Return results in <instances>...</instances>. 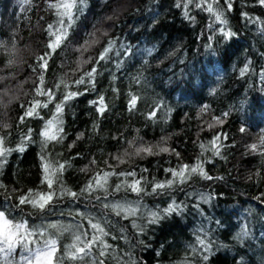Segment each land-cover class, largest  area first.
<instances>
[{
  "label": "trees",
  "instance_id": "trees-1",
  "mask_svg": "<svg viewBox=\"0 0 264 264\" xmlns=\"http://www.w3.org/2000/svg\"><path fill=\"white\" fill-rule=\"evenodd\" d=\"M60 2L0 0V136L6 138L7 147L16 148L31 129L34 141L23 152L13 151L0 167V184L8 190L0 189V210L8 209L10 218L25 219L34 227L56 223L59 227L49 232L58 239V257L73 243L77 225L91 233L87 217L100 219L103 214L110 222L105 240L113 246L104 258L106 264H264V154L260 150L264 139V6L259 0H232V10L227 11L225 0H219L228 27L237 33L225 40L213 30L221 25L209 13L192 7L195 19L188 20L175 6L176 0H85L81 10H72L74 22L67 40L45 56L47 68L41 69L40 57L50 52L48 25L56 26L61 19L57 13L63 11L50 4ZM63 19L67 24V18ZM109 42L114 45L109 59L96 64ZM245 65L249 71L241 76ZM93 67L97 68L94 86L87 77ZM41 74L43 87L54 90V99L48 108H37L38 115L25 117L36 100L48 101L36 94ZM81 77L85 82L77 85ZM71 91L84 94L67 101L62 113L64 139L49 143L45 150L50 160H67L71 165L61 177L66 187L79 192L97 171L107 170L105 161L117 171L134 169L141 174L146 168L142 175L149 181L168 179L165 169L180 162L193 164L201 153L199 145L207 146L216 134L221 136L223 158L205 152L204 158L212 159L205 169L223 179L194 176L182 186L183 191L172 193L177 202L187 205L183 213L153 225L139 213L125 219L124 214L104 209L94 199L102 195L99 192L75 200L65 197L43 212L31 206L15 207L21 192L44 187L38 133L51 119L55 103ZM100 95L108 106L102 116L90 103ZM133 95L137 103L129 110ZM154 109L156 116L149 119ZM213 117H220L223 124H216ZM209 124L214 126L209 128ZM241 127L246 131L241 133ZM130 141H135L133 148H129ZM252 144L258 145L257 151L250 149ZM135 146H153L154 152L168 147L170 152L125 157L126 162L117 166L113 157ZM171 150L180 153L179 160ZM115 182L117 178L112 177L110 183ZM146 187L151 191L150 184ZM201 195L211 199L205 203ZM171 198L138 197L129 191L104 202L139 201L155 210L166 207ZM198 229L214 241L207 261L202 259L206 253L193 251ZM20 253L18 248L15 258ZM96 258L94 250L92 257L65 258L63 264H93Z\"/></svg>",
  "mask_w": 264,
  "mask_h": 264
},
{
  "label": "snow or ice",
  "instance_id": "snow-or-ice-1",
  "mask_svg": "<svg viewBox=\"0 0 264 264\" xmlns=\"http://www.w3.org/2000/svg\"><path fill=\"white\" fill-rule=\"evenodd\" d=\"M85 0H61L60 3L50 4V7L63 9V11H58L57 15L61 17L56 26L48 25V35L50 41L47 44V49L50 52L45 53L44 56L40 57L43 63L40 64L41 69H46L48 61L45 56L50 55L55 52L61 45L67 40L69 29L72 27L74 22L73 9L76 8L78 11L82 9ZM259 3L264 6V0H259ZM219 0H176V7L183 10V15L188 20H194L195 17L190 14V8L194 7L201 11H206L213 18L214 22L221 25L219 29H213L218 31L223 39H232L237 33L233 32L228 27V21L225 18V13L219 6ZM227 6V11L232 10V0H225ZM245 19H250L247 13H242ZM64 17L67 18L68 23H65ZM258 18H255L253 22H256ZM212 28V25H209ZM211 39V37H209ZM212 45L209 44L208 47ZM114 45L109 42L108 47H106L100 54L98 59L95 61L99 64L101 61L109 59V53L113 50ZM119 55V53H117ZM119 66V65H118ZM249 67L245 65L244 68L240 70V75L244 76L248 73ZM97 74V68L93 67L87 72L88 82L93 84L95 82V77ZM40 86L36 88V94L39 96L48 97V101L41 103L36 100L33 105L24 113L25 117H32L38 115L37 108H48L49 103H52L54 99V90L52 88L45 89L43 87L44 76L40 75ZM84 78L76 80L77 85L83 84ZM87 90V89H86ZM83 92L71 91L63 95V100L57 102L54 105L55 111L52 114L51 119H48L43 128L39 131L38 135L41 138L42 144V154L40 156L41 160V170L42 179L41 184L44 186L40 190L28 189L26 192H21L17 199L15 207L21 206H31L33 209H37L41 212L46 210L54 201L61 200L65 197H71L74 200L78 199L80 196L87 194L89 197H93L94 193H101L102 195H95L94 199L97 202H101L104 209H109L114 212L117 216L124 214V218L128 219L129 216L136 217L139 213L142 218L147 220L148 225L158 224L163 219L173 215L182 214L184 209L187 207L182 201L177 202L172 193L175 191H183V185L187 184L194 176H199L202 179L212 181L214 179H223L222 177H213L206 171L205 163H212V159L204 158V153L210 151L212 157H221V147L223 145L220 143V134L214 135L208 145L205 146L203 143L199 145L201 149L200 156H198L193 164L180 162L174 167L165 169V172L170 174V178L165 180H156L153 178L151 181L147 179L143 172H147V169H142L141 174H138L136 170H116V166L109 164L105 161L107 165V170L101 169L93 175L88 182L82 187L79 192L73 191L72 189L66 187L61 180L63 172L67 167H71L67 160L64 162L50 160L48 158L45 150L48 148L51 142H62L64 139V127L62 113L64 111V106L67 101L76 98L79 95H83ZM138 97L133 95L129 100V110L135 108ZM90 103L96 106V111L99 115H103L107 111V104L105 103V97L103 95L98 96V99L90 101ZM208 106H204L202 111H206ZM225 116L228 113H224ZM156 116V109L148 114V118L152 119ZM24 117L21 118L23 122ZM41 119H43L41 117ZM216 124H223V120L220 117H213ZM214 125L209 124L208 127L212 128ZM245 127L240 128V132H245ZM82 135V134H81ZM165 138H162L164 140ZM34 142L32 139V130L29 129L21 139V142L16 146V148H9L6 146V138L0 136V167L7 162V157L13 151L23 152L25 150L27 143ZM135 141L129 142V148H133ZM261 154H264V139L260 141ZM252 151L258 150L257 144L250 145ZM178 160L180 159V153L175 152ZM170 149L168 147H159L158 151H153V146H135L133 151L125 149L123 155H116L113 157L114 160L119 164H124L125 157L141 156L142 153L147 155H159L160 153H169ZM96 161L92 160L91 164H95ZM82 169V171H86ZM112 177H116L118 182L110 183ZM151 186V191H148L147 185ZM0 189L7 192L8 190L0 184ZM11 191L15 192V189ZM135 193L138 197L142 195H154V196H171V201L164 208L157 207L155 210L147 208L145 205L137 201L135 204L124 200L123 203L120 201H111L105 203L110 196H116L118 193L124 192ZM201 200L205 203L209 202L211 196L205 197L201 195ZM264 203V200L261 201ZM199 209V204L195 205ZM143 210V211H142ZM203 214V210H200ZM10 210H0V264H63V260L70 259L73 261L84 260L85 257H92L94 250H96V259L93 260V264H106L105 257L110 255V250L112 245L109 244L105 237L109 235L106 231V227L109 225V221L102 214L100 219L95 216H88L87 223L92 230L89 233L83 230L80 225H77L76 232L73 233V243L68 246L65 250L63 256L58 257V239L49 232V229H57L59 226L56 223H50L47 225H40L39 227L30 226L28 221L21 219L16 221L15 218H10L6 213ZM78 215L83 216L84 214L78 213ZM219 223V222H217ZM133 225L138 227L140 232L144 231V228L136 225L133 221ZM68 231V229H64ZM199 233H203L200 235ZM246 234V233H245ZM195 245L193 246V251L200 250L203 253L202 259L207 261L212 253L214 241L209 239L208 233L204 229H198L195 234ZM115 239V237H112ZM20 249L21 255L19 260L15 258L17 249Z\"/></svg>",
  "mask_w": 264,
  "mask_h": 264
},
{
  "label": "rangeland",
  "instance_id": "rangeland-1",
  "mask_svg": "<svg viewBox=\"0 0 264 264\" xmlns=\"http://www.w3.org/2000/svg\"><path fill=\"white\" fill-rule=\"evenodd\" d=\"M20 255H21V253L18 255V257L16 258L17 260H19V258H20Z\"/></svg>",
  "mask_w": 264,
  "mask_h": 264
}]
</instances>
